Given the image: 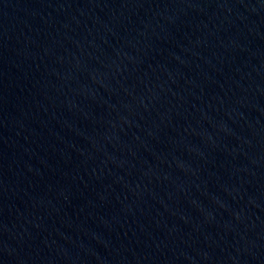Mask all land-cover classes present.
<instances>
[{
  "label": "water",
  "instance_id": "95a60500",
  "mask_svg": "<svg viewBox=\"0 0 264 264\" xmlns=\"http://www.w3.org/2000/svg\"><path fill=\"white\" fill-rule=\"evenodd\" d=\"M0 264H264V0H0Z\"/></svg>",
  "mask_w": 264,
  "mask_h": 264
}]
</instances>
